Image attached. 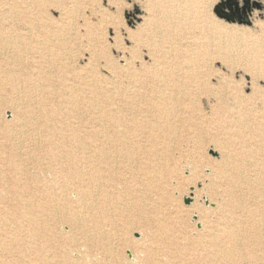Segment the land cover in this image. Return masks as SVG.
Here are the masks:
<instances>
[{
	"label": "bare ground",
	"instance_id": "bare-ground-1",
	"mask_svg": "<svg viewBox=\"0 0 264 264\" xmlns=\"http://www.w3.org/2000/svg\"><path fill=\"white\" fill-rule=\"evenodd\" d=\"M161 1L166 4L172 0ZM2 4L17 7L5 0ZM41 5L42 0L36 6ZM179 9V5L175 9L150 7L142 26L150 24L163 35L168 28L178 29L183 23L193 29L199 26L198 38H190L187 46H195L199 52L190 54L171 46L169 55H159L158 47L157 50L153 47L158 44L153 40L140 41L151 47L149 63L136 67L133 61L139 58L137 54L131 56L129 48L128 54L120 50L121 64L110 61L104 67L113 75L106 84L93 69L84 71L79 67L81 71L72 72L62 67L68 50L67 36L73 27L51 21L29 22L22 34L14 30L15 25L6 26L2 21L11 12H0V264H174L190 255H194L191 259L195 258L192 261L195 264H240L243 258L246 264H264V205L260 206L253 192L257 191L256 186L264 185V159L259 155L249 163L259 151L251 150L252 145L262 143L260 150H264V109L253 108L258 95L241 99L235 87L228 93L230 85L223 77L218 78L217 89L226 88L227 94L215 95L209 83L211 71H199V65L211 56L209 50L215 49L220 56L217 59L225 61L227 53L241 41L242 33L225 29V25L214 22L207 13H197L200 16L189 13L193 20L190 21L188 14L179 13ZM19 15L27 16V9ZM226 34L233 35L225 39ZM224 61L227 66L228 61ZM253 65L264 67V60L255 59ZM54 76L58 78L56 82ZM125 81L131 94H127ZM5 90L7 95L3 94ZM204 93L214 103L209 116L193 103ZM187 100L192 103H186ZM3 108L10 109L12 121L2 119ZM249 117L257 122L253 130L249 128ZM212 122L220 124V128L207 131ZM30 125L34 133L45 134L43 141L31 146V150H36L33 154L21 152L22 135ZM178 130L180 136L192 139L196 150L204 139L221 142L213 132H224L222 135L227 138L224 144L228 147L213 144L222 160L212 164L213 176L218 180L215 197L223 203L217 211L197 209L204 229L195 235L191 231L182 232L184 243L174 236L171 213H162L155 220L149 217L147 227L140 231L142 244L131 246L128 263L118 262L111 256L114 235L120 232L117 216L121 215L126 227L138 225L134 219L122 218L119 205L132 215L142 214L141 202H145L142 211L161 210L159 199L154 196H142L143 201L136 200L130 205L124 203L125 196H140L134 188L138 185L152 186L151 189L169 197L168 178L161 172L159 161L177 151L176 147L164 145ZM233 137L237 147L229 142ZM114 156L127 162L122 169L137 171L138 175L132 173L136 183L127 191L121 188L116 191L114 183L119 179L110 173L107 176L106 167L110 170ZM43 159L47 160V170L42 168L44 173L53 175L48 184L25 164L27 161L32 166L38 165ZM242 162H247L250 176L241 174ZM54 167L58 172H54ZM157 168L163 182L150 176L153 173L150 170ZM130 180L131 176L128 180L123 178L119 184L126 185ZM57 183L61 185L52 187ZM34 186L40 189V198H36ZM57 190L62 196H75L77 205L88 212L76 211L77 205L71 209L65 199L57 203ZM50 217L63 225L60 227L73 228L85 245L77 247L75 240L57 232Z\"/></svg>",
	"mask_w": 264,
	"mask_h": 264
},
{
	"label": "rangeland",
	"instance_id": "rangeland-1",
	"mask_svg": "<svg viewBox=\"0 0 264 264\" xmlns=\"http://www.w3.org/2000/svg\"><path fill=\"white\" fill-rule=\"evenodd\" d=\"M2 1L0 0V12H11L4 15L2 21L6 26L15 25L14 30L18 31V33L24 34L25 30L28 29L27 25L29 22L42 23L51 21L65 24L70 28L73 27L71 34L68 31V50L67 55L61 64L62 67H65L68 71L72 72L81 70L90 71L93 69V73L101 78L103 84H106L107 81L110 82V78H113V75L107 71V68L104 69V67H106L110 61L112 63L116 62V64L120 65V53L123 50L126 54H128V51L130 50L131 56L134 53L137 54L139 58L133 61L136 67H138L140 63H149L148 53L149 49L151 50V47L143 46L141 43H138L140 41L146 42L148 40H153L154 44H158L153 47L156 50L158 47L159 51H157V54L159 55L167 54L168 48L171 46L181 47L190 54H197L199 52V48L195 49V46L187 47L190 38H198L200 33L198 29L199 26L197 29H193V26H187L183 23V25L178 26V29L177 27L172 30L168 28L167 32L163 35L158 33L156 27L151 26L150 24L148 26H142L143 21L148 17L149 12L147 9L150 7H157L160 9H167L170 7L175 9L179 5L180 9L178 12L184 13L185 15L188 14L187 19L190 21H193L191 19L192 16L190 15L193 12L197 16L207 13L214 22L225 25V29L232 30L233 32H241L242 34L239 35L241 41L238 42L239 44H235L234 47H232L229 54L227 53L225 61L217 59V57L220 56L215 49L209 50L211 56L210 58L207 56L206 58L208 59L203 60L199 65V71H211L209 83L211 87L215 89V95H225L227 92L230 93L231 89L233 90L235 87L239 90V96L241 99H251L258 95L253 102V108L255 110L264 109V104L262 105V103H264V67L253 65L255 59H258L260 62L264 60V0H196V3H192L193 0H172L170 2L167 1L166 4L162 3V1L160 2V0H156L158 1L157 4L154 0H42L41 6H36L41 0H35L36 3H33L32 0H5L7 2L15 3L17 6L16 8L6 6L5 4H2ZM173 1H176V4H174ZM4 9L7 10L5 11ZM23 9H27V16L19 15ZM160 11L161 13L164 12L163 10ZM178 22L180 23V20H178ZM188 31L189 33H187ZM72 33H74V35ZM147 33H149V35H147L148 37L146 38L145 35ZM226 35L227 37H225V39H229L233 34ZM186 43L187 45H185ZM123 47H126V49ZM101 50L103 52H101ZM94 51L99 52L96 53ZM104 51L107 52L106 55ZM108 54L110 56H108ZM98 57L101 59H98ZM235 57H237V59H235ZM94 58H97L98 62ZM209 60L213 61L208 62ZM222 61H228L227 66H229V68L222 63ZM79 67L82 69L79 70ZM220 77H223L230 85V90L227 89V92L225 91L226 88L223 90L217 89L218 86H220L218 79ZM57 80L58 78L54 76L53 81L56 82ZM123 84L127 87L128 82L125 81ZM131 93L130 88L127 87V94ZM149 93L150 92L147 94L149 95ZM3 94L7 95L8 91L5 90ZM22 95L23 93H21V96ZM205 95L207 94L204 93V95L199 96V99L193 100V103L202 113L205 114V116H209L214 103L211 99L207 100ZM185 102L192 103L191 100ZM251 112L253 113L254 110ZM1 116L4 121H12L13 119L9 108H3ZM247 120L250 122L249 128L253 130L257 125V122L250 117ZM247 122L248 121H246V123ZM218 128H220V124L212 122L207 127V131ZM222 133L224 132H217L216 130L213 132V135L218 134L216 138L221 142L211 143L204 139L202 142H205L201 144L199 150L194 149L192 139L189 140L180 136L182 133H179V130L176 132L177 135H170L171 138H175L174 140L173 138L165 140L166 145H164V147L172 146L173 148H177L175 149L177 151L174 152V154L159 161L161 172L166 178H168V187L170 188L169 197L162 193H158L155 188L151 189L150 187L152 186L145 187L138 185L134 188L138 190L136 191V194H139L140 196H131V194L125 196L124 203L126 202L128 205H130L131 202L135 203L136 200L139 202L143 201V197L149 198V196H154L159 199L158 203L161 206V210H159L158 213L154 211H142L145 202H141L140 210L142 214L139 215L136 214V212H133L132 215L120 204V211H123L121 213L122 218L128 217V219H134L138 225L134 227H126L123 223L124 220H120L121 215H116L119 220H117V228L120 232L114 235V240L112 241V258L121 263H128V254L130 253L131 246L139 247L143 242L140 238V231L145 229L143 226L147 227V225H145L147 219L150 217L151 220H155L158 216H161L162 213L172 214L171 221L175 223V231H173V233H175L174 236H176L181 242L182 232L191 231V234L195 235L203 231V220L198 214L197 209L203 208L205 211H217L223 203L221 198L217 199L215 197L218 180L213 176L212 172V164H216L222 160L219 151L217 150L218 153L216 152L213 144H221L225 149L228 147L224 144V141H226L227 138L225 135H222ZM23 134L24 135H22L21 139V142H23L22 153H35L36 150H31L33 143L41 142L45 139L44 132L38 131L34 133L32 125H30ZM262 138L264 140V137ZM234 139L235 138L233 137V140H230L229 142H232L233 146L237 147V140ZM99 141H96V143L99 144ZM244 144L245 146L250 145L247 143ZM261 144H257L256 147L255 145L251 146V150L255 149V151H259L257 154H253V159H251L249 163H253L255 160L254 157L259 155L264 159V150H260ZM227 145H229V143ZM114 160L115 161H111L110 170L106 167L107 176L108 173H110L112 176L118 178L119 181L123 178L128 180L131 176V180L126 185L119 184V181L114 183L116 184V191H118L119 188L127 191L130 186L136 183L137 178L133 174L138 175L137 171L134 170L132 174L128 169H122V165L127 164V162L120 157L117 158V156H114ZM41 161L42 162L38 165L33 164L34 167L31 164H28L27 161L25 164L30 172L38 173V176L48 184V182L52 180L53 175L47 172L44 173L42 168H46L47 160L43 159ZM193 161L194 164L191 163ZM242 163L241 174L243 176H250L251 174L248 172L249 167L247 166V162ZM168 166H170V169ZM35 167L36 169H32ZM53 169H55V167ZM150 171H153L150 176L153 175L156 180L163 182L161 176H159L158 168ZM54 172H58V170L55 169ZM59 185L61 184L57 183L52 187H57ZM245 187L253 189L247 185H245ZM34 189L36 191H34ZM34 189L32 188L36 193V198H40V189H36V186H34ZM256 189V192L253 190L254 196L256 200L261 203L260 206L262 207L264 205V185L261 184L260 186H256ZM240 190H242L241 184ZM238 194L239 193L236 195ZM64 195L65 196H62L60 191H58V198L56 199L57 203L60 204L63 199H65L69 203L70 208L73 209L77 205L76 197L66 194ZM132 197L135 199L132 200ZM76 211L88 212L87 209L82 208L80 205L76 206ZM49 221L53 222L56 231L62 236L75 240V245L77 247L85 245L82 236L78 234L75 235L73 228L71 230L65 227H60L63 225L58 221L56 222V219H53L52 217L49 218ZM0 229H2L1 226ZM152 231L154 230L152 229ZM182 243H184V241ZM203 255L205 256L206 254L203 253ZM191 256L194 255H190L185 259H182L181 262H176L174 264H195V262H192L195 261V258L192 260ZM130 259L134 261L132 257H130ZM239 261L240 264H246L244 258ZM131 264H135V262H132Z\"/></svg>",
	"mask_w": 264,
	"mask_h": 264
}]
</instances>
